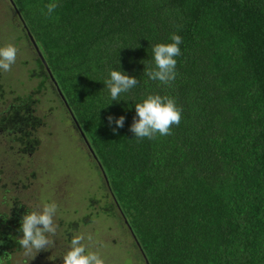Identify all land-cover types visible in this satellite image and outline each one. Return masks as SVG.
<instances>
[{
    "label": "trees",
    "instance_id": "trees-1",
    "mask_svg": "<svg viewBox=\"0 0 264 264\" xmlns=\"http://www.w3.org/2000/svg\"><path fill=\"white\" fill-rule=\"evenodd\" d=\"M8 2L35 53L36 90L50 82L69 113L62 92L102 176L103 211L118 216L137 261L264 264V0H57L51 17L42 10L52 0ZM173 33L182 38L178 75L163 85L144 70L153 45ZM113 70L138 80L117 101L104 83ZM150 94L175 98L182 119L171 135L137 139L135 105ZM33 102L17 96L0 111V134L23 152L44 124ZM109 116H124V126ZM21 207L14 200L13 228L4 226L15 245Z\"/></svg>",
    "mask_w": 264,
    "mask_h": 264
},
{
    "label": "rangeland",
    "instance_id": "rangeland-1",
    "mask_svg": "<svg viewBox=\"0 0 264 264\" xmlns=\"http://www.w3.org/2000/svg\"><path fill=\"white\" fill-rule=\"evenodd\" d=\"M10 42L19 51L11 71H0V111L14 104L17 96L32 95L31 108L44 124L32 134L38 143L31 152H23L12 135L0 134V231L11 225L14 200L28 212L55 201L59 228L54 246L31 260L9 237L0 247V256L11 254L8 264H63L72 237L85 233L93 236L91 250L98 251L108 264H142L134 256L132 239L118 216L103 211L110 200L102 176L63 102L50 82L36 90L41 77L32 45L17 27L8 0H0V47ZM1 215L8 220L1 222Z\"/></svg>",
    "mask_w": 264,
    "mask_h": 264
},
{
    "label": "clouds",
    "instance_id": "clouds-1",
    "mask_svg": "<svg viewBox=\"0 0 264 264\" xmlns=\"http://www.w3.org/2000/svg\"><path fill=\"white\" fill-rule=\"evenodd\" d=\"M59 7L57 0L45 5L46 12L42 14L51 17ZM169 43H157L153 45V67H145L144 75L153 81H159L163 85H170L177 77V60L175 57L181 55L180 44L182 38L173 33L169 37ZM18 47L13 43H7L0 47V71L7 73L15 64ZM110 90L112 101H117L121 93L128 92L135 87L138 80L129 76L121 70L110 72V79L104 82ZM183 109L177 105L175 98L171 96H161L159 94L148 95L141 103L135 105L136 117L130 126V131L135 138L154 140L157 136H168L172 134V127L178 126L182 119ZM108 122L113 121L117 128L124 126L125 117L120 116L115 119L109 116ZM116 131V128L113 129ZM58 212V204L55 201L46 202L42 207L30 208V211L22 217L21 227L22 237L18 238L23 255L33 259L42 250L50 249L54 246L57 229L55 217ZM93 236L91 234L79 233L72 237L69 250L63 256V264H108L105 257L98 251L91 250ZM2 243V242H0ZM11 254L5 253L0 256V264H8Z\"/></svg>",
    "mask_w": 264,
    "mask_h": 264
},
{
    "label": "water",
    "instance_id": "water-1",
    "mask_svg": "<svg viewBox=\"0 0 264 264\" xmlns=\"http://www.w3.org/2000/svg\"><path fill=\"white\" fill-rule=\"evenodd\" d=\"M28 37H29L30 41L32 42V44H33V46H34L36 52L38 53V56L40 57L42 63L45 65V67H46V69H47V71H48V73H49L51 79L53 80L54 78H53V76H52V74H51V72H50V69L48 68V66H47V64H46V61H45V59H44L42 53L40 52V50H39V48H38V45H37L36 41L34 40L33 36H32L29 32H28ZM58 91H59V94L61 95L62 99L64 100L66 107L69 109L70 116H71L72 119L76 122V119H75V117H74L72 111L70 110L69 105L67 104V102H66V100H65V98H64V96H63V94H62V92H61L60 90H58ZM76 123H77V122H76ZM77 125H78V123H77ZM89 149H90L91 153H93V150H92L90 147H89ZM93 154H94V153H93ZM94 157H95V155H94ZM102 172H103V170H102ZM103 175H104V177H105V179H106V181H107V183H108L107 177H106V175H105L104 172H103ZM125 222H126V224H127V220H126V219H125Z\"/></svg>",
    "mask_w": 264,
    "mask_h": 264
},
{
    "label": "flooded vegetation",
    "instance_id": "flooded-vegetation-1",
    "mask_svg": "<svg viewBox=\"0 0 264 264\" xmlns=\"http://www.w3.org/2000/svg\"><path fill=\"white\" fill-rule=\"evenodd\" d=\"M11 107H13V104H10L9 107L7 108V110H10L9 108H11ZM10 229H11V227L6 226L3 228V231L0 232V242H2V243H0V247L4 246V243L6 242L7 237L9 236V233H11V232L15 233V231H11ZM0 253H1V251H0Z\"/></svg>",
    "mask_w": 264,
    "mask_h": 264
}]
</instances>
